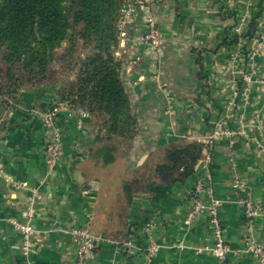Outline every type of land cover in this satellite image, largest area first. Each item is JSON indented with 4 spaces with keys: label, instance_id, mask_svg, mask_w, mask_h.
<instances>
[{
    "label": "crops",
    "instance_id": "0c3cea01",
    "mask_svg": "<svg viewBox=\"0 0 264 264\" xmlns=\"http://www.w3.org/2000/svg\"><path fill=\"white\" fill-rule=\"evenodd\" d=\"M131 3L128 38L115 55L123 62L137 132L120 160L104 169L95 165L90 155L95 122L58 100L60 84L23 91L9 108L0 97V264H22L21 236L12 221L29 203L37 231L32 264H75L76 228L102 237L84 264H257L244 247L248 237L264 245V157L258 149L264 144V49L255 58L247 98H238L232 108V86L247 66L242 45L223 42L240 19L245 31L259 14L257 34L263 30L264 0ZM140 4L161 32L158 54L144 40ZM255 42L256 36L249 45ZM53 106L62 139L58 160L49 163L44 148L49 131L40 115ZM216 130L220 135L210 145L209 160L207 155L200 160L185 183L151 186V193L133 197L126 243L103 235L119 170L140 166L170 142L198 141ZM211 196L219 201L218 220L235 252L223 263L208 250L213 237L207 211L190 216L196 199L208 205ZM246 197L259 209L250 229L243 217ZM151 243L158 247L154 256L147 252Z\"/></svg>",
    "mask_w": 264,
    "mask_h": 264
},
{
    "label": "trees",
    "instance_id": "16d2710c",
    "mask_svg": "<svg viewBox=\"0 0 264 264\" xmlns=\"http://www.w3.org/2000/svg\"><path fill=\"white\" fill-rule=\"evenodd\" d=\"M131 0H0V97L6 108L19 95L43 85L60 84L57 98L92 117L96 134L90 153L107 168L130 149L137 132L125 90L116 23ZM259 14L242 35L257 34ZM238 36L223 44H236ZM210 152L205 142L180 139L149 153L138 167L124 169L104 213L103 235L118 244L130 233L127 213L133 197L151 186L185 183Z\"/></svg>",
    "mask_w": 264,
    "mask_h": 264
},
{
    "label": "built area",
    "instance_id": "2783aa9c",
    "mask_svg": "<svg viewBox=\"0 0 264 264\" xmlns=\"http://www.w3.org/2000/svg\"><path fill=\"white\" fill-rule=\"evenodd\" d=\"M134 5L131 1L125 3L121 10L116 23L117 38L119 44H123L128 38V22L130 20L131 13L134 9ZM140 7L145 11V35L144 40L150 46L155 54L160 53L161 46L163 43V38L157 21L155 17L148 11L147 7L140 4ZM244 22L240 19L238 23L235 24L233 28V33L238 36L237 43L242 45V55L246 62L247 70L242 75L241 82L234 83L232 86V100L229 102V106L236 107V102L238 98L245 99L248 95V86L251 81V70L255 66V58L257 57L259 51L264 49V27L261 32L256 35V42L251 46L248 41L242 37L244 34ZM118 44V45H119ZM264 90V83L261 85ZM82 117L88 116L86 113L77 111ZM58 110L56 107H49L43 111L40 115L42 124L48 129L49 137L45 142V153L49 163H54L58 160L61 153V132L57 126ZM233 134V133H231ZM240 134H244L241 130ZM220 135L218 130L214 131L211 135L204 137L199 142H205L209 146L212 144L214 139ZM259 152L262 157H264V144H258ZM206 160H209L207 155ZM18 187V186H16ZM243 203V217L246 221V226L248 229L251 228L252 221L259 216V209L252 203V201L246 197L242 201ZM218 209L219 201L210 197L208 205H204L200 200H195L192 207L190 216L197 215L201 211H207L210 217L213 244L210 247V254L216 258L220 263L227 260L230 255L235 254L225 241L223 230L220 226L218 220ZM34 209L29 203L21 212L20 219L12 221V224L16 231L20 233L21 244H20V254L22 257V264H32L30 260L31 254L35 249V236L36 228L33 223ZM185 224L189 223V218L184 221ZM73 236V242L75 244V264H84V258L87 252L94 250L101 242L102 237L98 235H93L84 228H76L71 231ZM158 250V247L151 243L147 252L149 256H154ZM244 250L249 253L257 262V264H264V245L256 241L252 237H248L245 240Z\"/></svg>",
    "mask_w": 264,
    "mask_h": 264
}]
</instances>
